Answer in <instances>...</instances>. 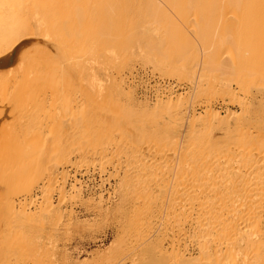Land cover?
<instances>
[{"label": "bare ground", "instance_id": "6f19581e", "mask_svg": "<svg viewBox=\"0 0 264 264\" xmlns=\"http://www.w3.org/2000/svg\"><path fill=\"white\" fill-rule=\"evenodd\" d=\"M135 53L164 78L188 83L193 102L169 96L166 101L158 99L151 113L143 112L141 106L143 111L135 110L131 93H126L124 79L119 77ZM233 83L244 97L232 88ZM253 90L264 92V0H0V218L5 226V233L0 232V256L32 264L54 261L59 252L50 246L57 243L59 228L65 223L61 221L65 211L54 206L50 193L58 180L55 169L72 163L69 155L85 145L97 149L110 143L119 149L131 145L135 151L148 143L157 149L162 158L156 164L158 173L154 172L157 186L152 183L157 191H151L150 177L140 178L142 172L137 174L141 180L137 175V179L125 177L121 182L130 187L125 186L128 190L121 192L117 204L124 215L127 207L147 209L158 203L155 208L169 223L184 199L183 190L189 188L182 182L194 183L206 168H216L209 162L216 155L214 147L224 140L247 142L253 129L261 130L264 138V119L251 117L248 107L252 102L248 103L247 96ZM217 97H229L241 112L236 115L227 107L224 117L208 105L205 113L197 114L199 102ZM216 132L224 137L216 138ZM120 142L125 144L121 147ZM246 157V162H240L247 163ZM253 169L249 172L255 174ZM253 178L247 182L243 177L242 183H247L238 184L239 190H231L225 179L231 191L217 178L218 188H224L212 201L191 192L198 203L194 216L198 241L192 248L182 250L169 241L174 239L166 240V229L126 248L123 260L128 264H264V219L259 217L264 194L258 197ZM235 180H231L233 185L238 183ZM39 182L43 200L34 213L15 196L21 192L34 196ZM72 188L81 196L79 187ZM63 193L62 188L59 197L64 201ZM99 198L94 208L102 215L104 202ZM212 204L229 211L228 215L210 214ZM72 215L70 211L68 222Z\"/></svg>", "mask_w": 264, "mask_h": 264}, {"label": "rangeland", "instance_id": "374dc122", "mask_svg": "<svg viewBox=\"0 0 264 264\" xmlns=\"http://www.w3.org/2000/svg\"><path fill=\"white\" fill-rule=\"evenodd\" d=\"M23 45H21V48ZM135 54H136V56H138V55L139 56L136 57L134 55L135 57L133 56L134 58H132V60L129 62L128 67L124 70V72H121L123 74L120 73V75H119V77L121 76L120 77L121 79L122 78L124 79L123 81L121 79L120 80L122 81V85L125 88H127L126 93L127 92L131 93V97H132L131 102L132 103L135 102L134 103L135 105L132 104V107L135 110L137 109L139 111L142 107V109L144 111L142 109L141 110L143 112L151 113L154 110L155 105L158 102H160V100L162 101V98H163V100L165 99V101H166L167 97H169V96L172 98H175L177 96L179 97V95H180V96L186 97L188 102L190 100L193 102V97L191 96L192 92L190 90V85L188 83L183 82L182 84H180L173 79L171 80V79L166 78V77L164 78L163 76H161L159 74L158 71H156L153 67H151L152 66L151 64L147 65V63H145L143 60H141L142 58H141L139 53L138 54L135 53ZM113 74L115 75V77H117L116 75H118V74H115V72H113ZM235 85L236 84L233 83L232 88L235 87L234 89H236V91H237L238 89L236 88ZM252 92L253 93L251 95L247 96V98H250V100H248V103L252 102L248 106L250 108V113H251L250 115H252L251 117H253V118H260L263 120L264 119V114H263L264 108H262V107H264V99H262V96H264V92H258L256 90H253ZM238 93L240 94L239 96H241V97L245 96L240 91ZM261 93H262V95H261ZM253 97H256V98H253ZM125 98H126V96H125ZM188 98H192V99H188ZM157 100H158V102H157ZM191 101H190V103H192ZM206 101L207 100L204 98V100H202L201 102L198 103V105H196V107H197L196 110H198L197 114L205 113V108L208 105H212L213 108H215L217 111H219V113H221V116H224V117H226L225 115H227L226 114V108L227 107L229 109H232L236 113V115L241 112L240 105L238 103L230 102L229 97H222V98L217 97L214 100H212V99H211V101L209 100L210 102L209 101L206 102ZM259 104H261V105H259ZM258 106L261 108H258ZM151 109H153V110H151ZM258 112L261 114H258ZM261 133H262L261 130L253 129L251 131V134L248 137H246L247 142H241L239 140L227 142L225 140L224 141L221 140L223 142H221L219 144L220 146L218 145L217 147H214V150H216V155L213 154V156L210 158L209 162L211 164L217 165L216 168L215 167H213V168L209 167L212 170L206 168V170L208 171L209 174L206 172V170H204L206 177L203 174L204 176L199 177L198 180L195 181L196 183L191 182V184L193 183L192 185L190 184V180L186 183L182 182L184 185L183 187H185V188H186L185 184L191 185V187L189 185H187V187H189V188H186L183 190V192L189 191L190 193L184 192V194L182 196L184 199L181 200L180 204L182 206L183 203L184 204L186 203L185 205L183 204L185 207L182 206L184 208L183 209L181 206H179L180 204L178 205L179 207H176L174 212L178 211L179 213L175 212L174 215H176V217H174V219H172V220L169 219V223H171V225L166 222V221H168V219L165 220V217H164V219L162 218V215H163L162 211L160 213V209L158 207L155 208V205L158 203H156L155 205L151 204L150 207L148 206L149 208L146 207L147 209H145V208L144 209H140V208L138 209V208H133V207H132V209H130L129 207H127L125 209L128 212H125L124 215L122 213L123 210L118 208V204L120 203V200H121L119 198V195L121 194V192L123 190H125L127 188L129 189V187H130L129 186L130 184H127V185L125 184V186H127V188H126L123 185V183L121 182V179L123 180V178H125V177H135L136 178V175L140 174L142 172V174H140L141 179L143 178V180H147V178L149 179V177H150V179L152 180L151 181L149 179L147 181L150 184L149 186L151 188V191H152V188H153V190L156 188L154 184H153L154 186L152 187V183H155L156 179L158 180V178H157L158 176L154 172L157 171L156 173H158L159 169L156 170L158 168V167H156V166H158L156 164H158V162H160L162 160L161 153L158 151H155L157 149L152 148V146L149 147L148 143L147 144L145 143V144H143V146L139 147V149L137 148V150L134 151V149H136V148H132L131 145H124L125 143L120 142L119 144H121V147H122V144L124 145V147H126V148L122 147L124 149V151L122 150V148L119 149L118 148L119 146L118 147L115 146L114 143L108 144V146L111 145L112 148L110 146L109 147L104 146V147H99L98 149H97V147H92V145H89V147H88V145H85L86 148L83 147V150L86 149L87 153H86V151L84 153L82 148L77 149L78 152L79 151L82 152V153L79 152V154L75 150L74 153H71L72 154L71 156L69 155V157L73 161L72 162L70 160L72 163L68 162L65 164L62 163L61 165L59 164V166H57V168L55 169V173H56V175H58V180L56 181L57 183H54L52 190H50V193L52 195L51 196L52 202L54 203V206L57 209H60V211H62V212L65 211L64 213L66 215L64 214V217L62 218L61 221L63 223L65 222L64 224L70 225L69 228L63 226L64 224L60 226L59 238L57 239V243L54 241L53 242L54 245L52 244V246H50V247H53V246L56 247L55 251L58 250V252H59L58 254H55L57 256H55V255H54L55 257L53 256L54 257L53 260L55 262L51 261V264H128L129 261H126L127 262L126 263L123 260L124 250L126 248H129V247L133 248V246L143 243L145 240L148 239V237H150L151 235H154L155 231L158 234L161 231H162L161 233H165L164 231L166 229H167L166 230V232H167L166 240L174 239V241L173 240H169V241L174 242L175 246L179 245L178 247H182L181 248L182 250H183V248L185 249L186 247H187L186 249L192 248V246L197 244L196 242L198 241L197 232L194 231V229L197 228V225H196L197 222H195L194 216H196V214H197L198 203H196L194 200H192V197L190 196V195H192L191 192L195 191L194 193L201 195L202 199L204 197L207 201H212L216 197V192H218V190L220 191L221 189H223L224 187H227V186L230 187V185L232 187L231 190L233 189V187L235 189H237L238 184H240V185L245 184L250 180V179H247L248 177H250L252 179L255 176L253 178V180H251V181H255V182L257 181L256 183L255 182L254 183L255 184L258 183V184L257 185L254 184V186H256V187L253 189H255L258 197H261V195L264 194V192H263L264 191V188H263L264 187V138H263V135ZM215 134H218V137L216 135V138L222 139L224 137V134H222V133L216 132ZM145 146H146L147 150L144 148ZM105 147H107V148L105 149ZM129 147H130V151H129ZM148 148H150V149H148ZM217 148L220 151V153L217 150ZM91 149H92V151H91ZM111 150L114 153L116 152L118 155L116 156V153L113 154V152H111ZM120 150L123 151L124 153L121 152ZM95 151H96V153H95ZM88 152H89V154H88ZM118 152H121V154ZM125 152H126V154H125ZM130 152H131V154H130ZM157 152L159 154H157ZM80 153L83 155V157H81L82 155H80ZM148 153H150V154H148ZM84 154H86V155H84ZM141 154H142V156H141ZM245 154H247V155H245ZM242 155H245V156H242ZM158 156H160L161 159ZM246 156H248V158ZM243 157H246V159H248L247 163H245L246 165L243 164L244 162H246V160ZM77 158H79V159H77ZM131 158H133V160H131ZM242 159L245 161H243ZM249 159H251V160H249ZM137 161H138V163H137ZM240 161H242L243 163ZM249 161H253V163H251ZM75 162H76V164H75ZM149 162L151 163L150 166H149ZM254 162L256 163V165H254ZM249 163H251L252 165ZM73 164H75V165H73ZM248 164L250 167L247 166ZM112 165H114V166H112ZM218 166H220V167H218ZM101 167H102V169H101ZM142 167H144V168H142ZM147 167L153 173L152 172L150 173V171L148 169H146ZM149 167L151 169L152 168L153 169L151 170ZM253 167H254V169H253ZM214 169H216V170H214ZM249 169H253V171H255V174H254V172H251V170L249 172ZM115 170H116V172H115ZM139 170H140V172H139ZM217 170L220 171L218 175H217V173H218ZM144 171H148V172H144ZM210 171H211V175H210ZM213 171H215L214 174H213ZM216 171H217V173H216ZM67 173H68V175H67ZM249 173L251 175H249ZM146 174H147V177L145 178ZM143 175H145V176H143ZM212 175H214V177ZM215 175H217V176L215 177ZM247 175H248V177H247ZM252 175H253V177H252ZM62 176H64L65 178L63 179ZM138 176L139 175H137V178H139ZM208 176H209V178H208ZM211 176L215 179L210 178ZM202 177H204L203 180L200 179ZM222 177H225L224 180L226 179V181H225L226 183L228 181L230 182V183L228 182L227 186H225V183H224V180ZM230 177H231L232 182H234L233 180L236 179L235 182L238 181V183L236 182L233 185V183L230 180ZM243 177H244V179H246L247 182L245 181L244 183H242L244 181ZM217 178L219 179V181L220 180L223 181L224 187H222L223 185H221V187L218 188V186L220 184H222L221 183L222 181H220V184H219V182L217 181L218 180ZM206 179H207V181H204ZM64 180H65V184H64ZM157 180H156V182H157ZM199 181H200V183H199ZM202 181L204 183H202ZM102 182H103V185L101 184ZM217 182H218V184H217ZM198 183H199V185H198ZM259 183H260V185H259ZM73 184L76 185L77 188L79 187L78 189H80V191H81V196H77V193H75L73 191V188H72L74 186ZM210 184H212V185L210 186ZM200 185H202V186H200ZM235 185H236V187H235ZM240 185H239V188L242 187ZM156 186H157V184H156ZM41 187H42V183L39 182V185H37V189L33 192L34 196L30 197L29 195H27L28 193L21 192V193H18L15 197L18 198L23 205H24V203L27 205V208H26L27 210L29 209V210L33 211L34 213H38V211L40 209L39 206L41 205V202L43 200V193H42ZM123 187H125V188L123 189ZM194 187H195V189H194ZM210 187L213 190L210 189ZM62 188L65 191V193L62 194V195H65V196H63L62 199L66 198L64 201L60 199L61 197H59L60 191ZM119 188H121V189H119ZM227 190H230V189H228V187H227ZM237 190H239V189H237ZM154 191L156 192L157 188ZM154 191L151 193H152L153 197H156L154 195V194H156ZM211 191L212 192L214 191L213 192L214 194ZM185 193H186V197H185ZM260 193H262V194L260 195ZM257 195H256V198L258 200L261 199L262 202L264 203V198H263L264 196L262 195V197L259 199L257 197ZM99 196L100 197L102 196V199L104 202V204H102L103 208H104L102 215H99L97 209L94 208L96 206L98 199H100ZM236 197H237V200L239 201V199H240L239 196H236ZM62 201H63V203H61ZM189 201L191 203H188ZM34 202H35V204H34ZM192 202L193 203L195 202L194 206H193ZM240 203L238 202L239 207L242 205V204L240 205ZM58 205H59V207H58ZM115 206H117L116 209H118V210H114ZM192 207H194V208H192ZM181 209H182V211H181ZM210 209H211V211H209V213L212 215H217V214H222V213H224L223 215H228L225 213H229V211L222 209L221 206H214V204H212V206H210ZM179 210L183 213H181ZM183 210H185V211H183ZM70 211H73V215H72L71 221L68 222L66 217H68V214ZM105 211H108V212L106 213ZM116 211L117 212L119 211L120 214L117 213ZM153 211H156V214ZM148 213H152V214L150 215ZM176 213H178V215ZM153 214L155 217H153ZM160 214H162V215H160ZM179 214H181V215H179ZM158 215H160V216L158 217ZM181 216H182V219H181ZM186 216L188 217V219ZM184 217L186 218L187 222H188V220L190 221V224H189V222L187 223L186 220L184 221ZM259 217L264 219V208L261 209ZM160 218L165 220V222L163 220H161ZM179 218H180V221L177 220ZM173 221L174 222L177 221L179 223L175 222V223H177V225H175V223ZM182 221H184V223ZM162 222L165 224H163ZM173 223L175 225V226L173 225L174 230H173V228L171 229V226ZM180 223L183 225L185 224V225L183 226ZM160 224H162V225H160ZM180 225L183 227H181ZM143 226H145V227H143ZM159 226L163 229L159 228ZM4 228H5L4 222L0 218V232L5 233ZM143 229L146 232L143 231ZM157 229L159 230V232ZM172 230L174 231L175 236L172 235V233H173ZM177 230H179V231L183 230V231H185V234L183 231L180 232L181 234L179 233V231H178V233H176ZM190 230H192L194 233ZM144 233H145V235H144ZM168 233H170V234L168 235ZM148 234L149 235L151 234V235L149 236ZM176 234L180 237V241H179V237H177ZM193 234H195V235L193 236ZM189 235H192L193 239H191V236H189ZM182 236H184L185 238ZM188 236L190 237V240L188 239L189 238ZM143 237L145 240L143 239ZM176 237H177L178 241L176 240ZM182 239H183V241L181 242ZM179 242H180V244H179ZM55 243L58 244L57 245L58 247L56 246ZM187 243H188V246H186ZM180 245H182V246H180ZM183 245H185V246H183ZM61 254H62V256H61ZM53 257H51V258H53ZM0 264H32V263L30 261L17 260L15 257L7 256L5 254L3 256H0Z\"/></svg>", "mask_w": 264, "mask_h": 264}]
</instances>
